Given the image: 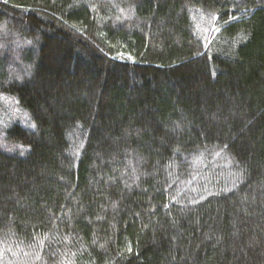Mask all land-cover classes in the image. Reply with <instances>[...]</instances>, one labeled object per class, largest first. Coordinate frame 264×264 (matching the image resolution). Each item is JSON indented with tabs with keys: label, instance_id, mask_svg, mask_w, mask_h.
<instances>
[{
	"label": "trees",
	"instance_id": "trees-1",
	"mask_svg": "<svg viewBox=\"0 0 264 264\" xmlns=\"http://www.w3.org/2000/svg\"><path fill=\"white\" fill-rule=\"evenodd\" d=\"M0 264H264V0H0Z\"/></svg>",
	"mask_w": 264,
	"mask_h": 264
}]
</instances>
